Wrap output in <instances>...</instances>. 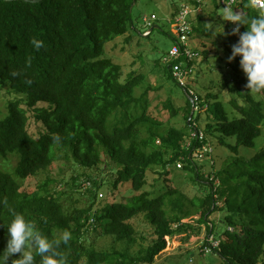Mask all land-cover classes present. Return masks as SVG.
Masks as SVG:
<instances>
[{
	"label": "trees",
	"instance_id": "16d2710c",
	"mask_svg": "<svg viewBox=\"0 0 264 264\" xmlns=\"http://www.w3.org/2000/svg\"><path fill=\"white\" fill-rule=\"evenodd\" d=\"M134 1L0 0V84L10 81L15 91L24 94L26 104L25 109L19 100H10L9 113L0 118V155L9 158L18 154L13 173L0 166V200H7L6 206L0 204V252L7 244V222L16 212L48 239L65 230L70 233V239L56 249L60 254L56 257L58 264H156L155 257L166 248L169 237L186 235L191 230L193 224L183 222L184 218L199 214V222H206L208 232L215 233V224L211 225L208 217L221 210L224 213L218 223L227 229L216 234L220 245L209 251L220 254L224 264H264V147L251 158L239 153L241 145H255L262 132L264 99L257 100L249 94L247 76L237 63L231 73L235 81L230 86L233 97L226 101L227 105L218 91L208 90L205 96L197 92L198 98H194L188 90L194 86V77L188 83L191 86H183L173 77L171 62L166 61L168 76L183 90L180 94L185 104L178 109L185 112V124L182 128L161 129L164 122L159 113H168V117L178 113L173 102L165 101L163 110L153 112L147 97L152 86L145 73L131 71L124 77L123 65L107 53V44L117 36L130 33L127 40L133 37L131 30L137 29L132 13ZM193 2L198 4L197 0ZM212 2L221 7L218 0ZM234 11L245 16L257 14L247 7V0H237ZM193 15L191 37L205 36L216 45L215 32L204 14ZM142 21V36L148 37L159 28L155 20V26H150L152 31L144 34ZM236 23L228 21L225 25L224 47L228 55L232 42L238 39L237 33L232 34ZM246 29L247 25H240V32ZM32 38L42 40L43 46L36 49ZM193 50L198 56L216 57L222 66L221 56L212 54L211 48ZM195 58L190 60L194 67ZM178 60L187 63L184 57ZM223 82L229 83V77ZM40 102L48 104L39 105ZM203 111L206 137L193 138L187 145L192 130L201 126L198 121ZM33 124L37 131L30 129ZM232 136L235 143L229 141ZM214 137L219 143L225 142L232 154L217 169L214 165H219L218 161L207 164L206 169L195 158L194 147ZM54 145L64 148L66 157L85 167H98L107 155L120 165L113 183L115 189L130 182L137 193L128 201L117 200L96 209L92 203L66 210L62 192L50 187L55 178L48 175L34 188L26 185L51 168L56 160ZM170 164L190 171L196 183L207 182L209 190L192 199L166 178L163 193L152 197L144 189L150 169H166ZM159 172L168 174V170ZM212 174L218 183L210 178ZM88 178L80 186L95 189L96 184ZM140 214L152 223L154 237L134 252L132 247L140 237L147 238L132 223ZM94 229L98 235L113 236L125 246L97 248L95 241L87 238ZM181 238L187 240L189 236ZM31 251L35 264H40L39 254L34 248ZM14 258L9 257V264Z\"/></svg>",
	"mask_w": 264,
	"mask_h": 264
},
{
	"label": "rangeland",
	"instance_id": "374dc122",
	"mask_svg": "<svg viewBox=\"0 0 264 264\" xmlns=\"http://www.w3.org/2000/svg\"><path fill=\"white\" fill-rule=\"evenodd\" d=\"M183 4L196 3H194L193 0H136L133 5L132 13L137 29L131 30V33L134 34L133 37L127 40L130 35V33H127L122 36H117L107 44V53L123 65L124 77H126L131 71L145 73L147 82L152 86L147 97L151 101L153 112L159 113L158 110H163L164 108L163 102L169 100H171L177 108L178 113L173 117H168V113H159V118L164 122L161 129H166L170 126L182 128L185 124V112L178 109L179 106L185 104V98L180 94L183 90L168 76V62H166V56H168L169 50L176 43V39L178 40L179 38L178 24L175 20L174 13ZM201 7L202 8L199 9L200 13L204 14L208 25L215 32L217 43L216 45H213L210 43V38L195 35V37L189 38V45L193 49L198 48V50L211 48L212 54L218 53L221 56L222 61L220 63L222 66L217 64L218 60L216 57L210 58L202 54L197 56L194 60V64L198 73L194 75L193 87L202 96H205L208 90H212L213 92L218 91L222 94L224 104L227 105L226 101L233 97V91L230 89V86H234L235 82L232 80L233 75L231 73L234 70V65L237 63L240 67V64L236 58L232 61L227 59L229 55L224 47V38L226 36L225 25L228 21L221 15L223 8L215 7L212 0H204ZM152 13H155L158 18L152 20L151 26L157 24L159 28H155L152 34L148 37L142 36L139 32L143 29V16L147 15L151 18ZM144 24L146 27L144 34H149L152 31V28L150 25H147L146 23ZM237 37L239 39V34ZM202 41H204V44H202ZM234 43L236 42H232V44ZM242 74H244L243 70ZM227 77H229V83L224 84L223 80ZM24 99V94L15 91L11 87L10 81L0 84V118L9 113L8 103L10 100H19L20 106L26 109ZM42 104L48 103H39V105ZM212 106H214V102ZM205 117L206 111H203L201 118L198 121L199 124L201 123L200 129L204 131V133V127L206 124V120L204 121ZM30 129L32 131H37V125H31ZM229 141L235 143V137H230ZM210 143L213 149L212 155L206 153L203 154V157L200 155L199 157L201 158L198 159V162L199 164H205L207 167L206 169H208L207 164L212 162L216 163V161H218L219 165H214V168L217 169V167L225 163V160L232 154V151L225 142L219 143L215 137ZM56 147L57 145H54L52 148L53 152L56 149V160L51 168L47 170L46 173L44 172L36 178L27 181L26 185L29 184L31 188H34L37 183L43 182L48 175L49 177L55 178V180L51 181L50 187L62 192L60 196L61 202L66 210L71 211L76 207H88L92 203L95 204L94 209H96L106 203H111L117 200L128 201L137 193V191L132 188L130 182L122 183L119 185L118 189H115L113 183L120 165L107 155L104 154V161H102L98 167H85L76 164L70 156L66 157L65 154L67 151L64 148ZM211 147L207 146V149L210 152ZM262 147H264V125H262L261 134L256 138L255 145H241L239 153L242 156L251 158ZM210 157H212V161H208V158ZM17 158V153L10 155L9 158H4V156L0 155V166L2 164L4 170L7 169L6 171L13 173L12 169H14V166L17 163ZM160 170H168V174L162 175L159 172ZM149 174V181L144 189L151 192L152 197L163 193L164 185L166 183L168 184L166 178H169L168 180L171 179V184L173 186L183 190L192 199L196 196L199 197L200 195L205 194L209 190V186L206 184L207 182L196 183L192 179V173L190 171L178 169L172 164L168 165L166 169L154 166V169H150ZM87 177H89L88 180L93 182V185L96 184L95 189L94 187L87 189L85 186H80L83 180ZM90 178L94 179L98 184L94 183V180ZM216 181L219 182V179ZM93 185H89L88 183V186ZM93 200L95 201L92 202ZM192 209L195 210L196 208L193 207ZM223 213L224 211L216 210L213 213H210L208 217V219L211 220L210 224H215V233L208 232L209 229L206 222H199V214L184 218L182 220L183 222H190L193 224L191 230L186 232L189 238L183 240L181 237L187 235H184V233L169 237L166 248L155 257L156 264H224V260L220 254L211 251H205L204 253V251H202L205 250L203 246L206 242L211 243L213 245L212 247L220 245L221 239L217 238L216 234H223L227 229L225 224L218 223V220L223 216ZM132 223L142 232L141 234L147 236L146 239L140 237L139 243H142V245L137 243L132 247V251L135 252L139 250V248L146 246L150 239L154 237V235L151 234L153 225L144 214L134 217ZM175 225L177 226L178 223ZM230 227V229L234 228L233 226ZM87 238L88 241L94 240L97 248L100 249L111 248L113 245L118 248L125 246L123 242L120 243L115 241L113 236L98 235L95 229L88 233ZM207 248H210V245H208Z\"/></svg>",
	"mask_w": 264,
	"mask_h": 264
},
{
	"label": "clouds",
	"instance_id": "9594fccd",
	"mask_svg": "<svg viewBox=\"0 0 264 264\" xmlns=\"http://www.w3.org/2000/svg\"><path fill=\"white\" fill-rule=\"evenodd\" d=\"M247 7L257 14L245 16L232 11L229 7H225L221 12L225 20L238 22L232 28V34L239 33V39L232 44V51L227 59L232 61L240 56L239 64L247 76L248 92L254 99L261 100L264 99V8H260L259 0H247ZM241 24L247 25L244 32H240ZM31 44L40 49L43 41L32 38ZM27 62L31 63V57ZM0 204L6 206L7 200H0ZM7 235L6 247L0 252V264H9V257H15L11 264H35L31 251L33 248L40 256V264H58L56 257L60 254L56 249L70 239V233L66 230L48 239L41 234L35 224L27 221L23 214L16 212L12 213L11 219L7 222Z\"/></svg>",
	"mask_w": 264,
	"mask_h": 264
},
{
	"label": "built area",
	"instance_id": "2783aa9c",
	"mask_svg": "<svg viewBox=\"0 0 264 264\" xmlns=\"http://www.w3.org/2000/svg\"><path fill=\"white\" fill-rule=\"evenodd\" d=\"M198 4H183L177 11L175 15V20L178 24V31H179V38L178 41L171 47L169 50L167 61L171 62L172 66V74L173 77L180 82L183 86H191L189 81L194 77L196 74V70L193 64L190 63V60L194 59L198 56V52L193 50V48L189 45V38L191 37L192 32V15L196 12H200L199 9L202 7V2L204 0H197ZM221 7L224 9L225 7H229L232 11H234V6L237 2V0H218ZM259 6L260 8H264V0H259ZM157 18V15L155 13H152V17L150 18L147 15H144L143 19L144 22L147 25H152V20ZM239 33H237L238 35ZM239 56V55H238ZM185 58L187 60V63L185 61L178 60L179 58ZM240 57V56H239ZM177 60V61H176ZM189 92L194 95V98H198L197 91L192 87H188ZM195 125H198L196 122H194ZM206 133L200 129V126L198 128H194L191 132V137L187 141V145H190V141L193 138H198L200 140L204 139L206 136ZM202 142V141H201ZM207 146L211 147L210 140L207 138V142H202L201 144L195 146L194 148V156L198 160L201 157H203V154H211L213 152V149L211 147V152L207 149ZM209 151V152H208ZM208 160L212 161V157L208 158ZM214 163V162H212ZM178 165L181 166V162H178ZM208 175V174H207ZM211 179H214L216 183H218L216 180L217 177L212 174L210 176ZM89 183V182H88ZM231 228V227H229ZM233 229V228H232ZM209 243L208 245H210ZM205 246V249L207 246ZM213 245H210V248H207L206 250H211Z\"/></svg>",
	"mask_w": 264,
	"mask_h": 264
},
{
	"label": "water",
	"instance_id": "95a60500",
	"mask_svg": "<svg viewBox=\"0 0 264 264\" xmlns=\"http://www.w3.org/2000/svg\"><path fill=\"white\" fill-rule=\"evenodd\" d=\"M29 1H40V0H29ZM135 3V1L133 2V4ZM156 27H157V25H156Z\"/></svg>",
	"mask_w": 264,
	"mask_h": 264
}]
</instances>
